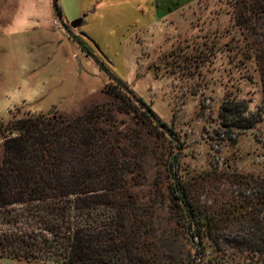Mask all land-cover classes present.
<instances>
[{"label":"trees","instance_id":"obj_1","mask_svg":"<svg viewBox=\"0 0 264 264\" xmlns=\"http://www.w3.org/2000/svg\"><path fill=\"white\" fill-rule=\"evenodd\" d=\"M228 4L244 38L241 60L259 73L263 107L229 121L225 102L220 118L226 133L264 121V0ZM123 96L130 100L125 113L135 112L168 137ZM112 111L99 104L76 115L12 116L2 134L0 258L24 264H264V172L240 171L229 160L199 168L183 157L176 162L180 138L152 111L177 140L168 137L163 173L149 182L145 137L123 133Z\"/></svg>","mask_w":264,"mask_h":264},{"label":"rangeland","instance_id":"obj_2","mask_svg":"<svg viewBox=\"0 0 264 264\" xmlns=\"http://www.w3.org/2000/svg\"><path fill=\"white\" fill-rule=\"evenodd\" d=\"M228 3L58 0V7L67 24L86 14L74 34L179 136L176 162L183 157L181 162L199 168L229 160L238 170L259 175L264 121L226 133L220 118L225 102L229 121L259 114L263 107L259 73L241 60L244 38ZM114 84L60 26L52 0H0V159L2 134L13 115H76L103 104L123 133L145 137L148 181L161 176L169 138L135 112L125 113L130 100ZM0 264L24 262L0 258Z\"/></svg>","mask_w":264,"mask_h":264},{"label":"water","instance_id":"obj_3","mask_svg":"<svg viewBox=\"0 0 264 264\" xmlns=\"http://www.w3.org/2000/svg\"><path fill=\"white\" fill-rule=\"evenodd\" d=\"M53 9L57 15V18L59 19L60 26L64 29V31L68 34V36L76 42V44L84 51L86 55H88L94 63L97 64V66L116 84L119 86V88L128 94L137 104L142 106L143 110L148 113V115L152 116V118L156 121V123L160 126V128L165 131L167 136L171 139L176 141V137L171 133V131L164 126L161 121L156 118L153 115L152 110L132 91L121 79H119L112 71L109 70V68L106 67V65L101 62L95 54L89 51V49L80 41V38L76 36L73 32V30L79 29L84 24V19L86 18V14L81 16L80 18H77L73 20L70 24H67L64 22V20L61 17L60 10L58 7V0H52ZM82 36L87 37L85 33H81ZM89 39V38H88ZM92 41V40H91ZM93 44L96 46L97 50H99V47L92 41ZM180 195L182 198H184V193L180 191Z\"/></svg>","mask_w":264,"mask_h":264},{"label":"flooded vegetation","instance_id":"obj_4","mask_svg":"<svg viewBox=\"0 0 264 264\" xmlns=\"http://www.w3.org/2000/svg\"><path fill=\"white\" fill-rule=\"evenodd\" d=\"M80 41L82 42V40H81V39H80ZM83 44H84V43H83ZM84 45H85V44H84ZM86 47H87V45H86ZM88 49H89V48H88ZM89 51H90V52H92L90 49H89ZM92 53H93V54H95V55H96V54L98 55V53H97V52H95V51H94V52H92ZM97 55H96V56H97ZM87 56H88V55H87ZM99 57H100V56H99ZM99 57H97V58H98V59H99L101 62H103V59H102V58H99ZM103 63H104V62H103ZM104 64H105V63H104ZM105 65H106V64H105ZM106 67H107V65H106ZM107 68H108V67H107Z\"/></svg>","mask_w":264,"mask_h":264},{"label":"crops","instance_id":"obj_5","mask_svg":"<svg viewBox=\"0 0 264 264\" xmlns=\"http://www.w3.org/2000/svg\"><path fill=\"white\" fill-rule=\"evenodd\" d=\"M109 9V8H108ZM144 10V9H143ZM145 13H146V11H145Z\"/></svg>","mask_w":264,"mask_h":264}]
</instances>
